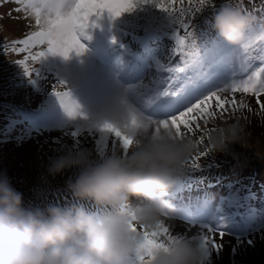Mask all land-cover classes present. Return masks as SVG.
<instances>
[{
    "label": "rangeland",
    "instance_id": "obj_1",
    "mask_svg": "<svg viewBox=\"0 0 264 264\" xmlns=\"http://www.w3.org/2000/svg\"><path fill=\"white\" fill-rule=\"evenodd\" d=\"M161 2L166 3L167 0H153L154 4ZM221 3L222 0H212V7H207L193 18L192 36L186 37L187 46L180 52L176 44V35H181L179 26L174 23L172 16L151 3L142 4L119 17H111L104 12L99 18H91L95 25L80 35L81 43L85 46L83 54L71 53L65 58L46 52L39 61H27L29 68L34 69L31 75H27L24 66L17 63L27 53L13 52L11 42L35 30L34 18L26 19L24 13L14 11L17 7L15 3L0 4V173L6 172L14 188L19 184L22 186L20 192L23 194L24 207H44L49 203L61 206L78 203L91 207L90 202L74 199L66 188L65 181L74 170L69 169L52 177L47 174L46 166L49 157L60 154L58 150L66 147L88 148L100 156L96 139L102 134L94 125L105 120L112 122L110 118L115 115L127 116L129 106L146 115L163 118L166 113L155 116L158 110L153 104V98L157 93L179 88L188 78L210 77L211 83L201 88L203 92L214 83H223L234 75H243L242 70L248 64L253 68L261 66L262 62L255 57L264 46V41L256 39L264 34V0H242V9L256 17V22L249 30L252 43L247 52L242 48L230 50L211 31L208 21ZM235 3L241 7V0H235ZM206 38L213 41L207 48L202 46ZM46 49L47 46L42 45L33 49V52ZM189 52L205 58L201 66L193 67ZM225 54L232 57L230 62L223 59ZM60 81L64 82L80 105L82 117L70 119L53 95V90L65 91ZM223 95L232 97L231 93ZM235 99L238 103L243 100L251 111L239 107L233 110L228 105V111L223 116L218 114L207 124L198 121L199 129L193 125V131L187 132L181 126V131L186 135L189 133L199 141L201 136L204 137L203 142H200V151L192 157L207 152L211 147L207 143L206 133L215 129L213 121L219 124L223 120L239 118L245 127L251 128V124H256L264 116L256 97L236 93ZM259 99L264 103V95ZM73 131L81 133L76 140L71 135ZM89 132L93 135H89ZM251 140L246 141L248 143ZM112 141L113 137L109 136L105 154L123 152L118 143L113 147ZM260 151H256V154L264 155ZM235 152V145L230 154L212 155L208 152L206 157L201 156L199 159L200 167L195 168V174L188 175H202L209 170L222 174L223 167L231 164L224 172V182L231 183L233 189H242L245 194L251 192L254 196L257 186L253 184L264 182L263 155L256 156L255 161L245 162ZM9 164L12 170L7 167ZM235 168L241 175H238ZM60 178L62 182L57 181ZM177 184L182 186L179 182ZM217 186L223 188V184ZM253 189L256 190L254 193ZM173 190L171 199L177 215L165 218V226L169 227L173 235H200V225L203 224L189 222L184 218L187 207L183 203H191V192L183 191L185 189L179 186ZM221 190L212 188L214 193H220ZM196 198L200 200L197 195ZM215 199L220 204L218 215L213 219H205L213 226L217 220L225 217L222 208H226L223 199L217 196ZM228 207L231 208L230 204ZM230 224L233 226V223ZM223 231V237L219 232L214 233L215 242L221 244L222 248L211 250L206 264H264V231L245 234L224 228Z\"/></svg>",
    "mask_w": 264,
    "mask_h": 264
},
{
    "label": "clouds",
    "instance_id": "obj_2",
    "mask_svg": "<svg viewBox=\"0 0 264 264\" xmlns=\"http://www.w3.org/2000/svg\"><path fill=\"white\" fill-rule=\"evenodd\" d=\"M255 22L235 0H222L208 21L230 50L248 42ZM110 119L122 129L128 123L124 115ZM212 123L215 129L206 135L214 155L245 146L248 134L239 118ZM58 151L48 159L47 174L74 170L66 188L91 207L49 203L26 208L23 194L6 172L0 173V264H137L139 229H157L177 215L171 193L187 161L200 151V142L191 135L177 136L171 128L155 133L141 127L126 153L97 156L83 147ZM193 237L177 234L165 248L153 251L148 264H206L200 240Z\"/></svg>",
    "mask_w": 264,
    "mask_h": 264
},
{
    "label": "snow or ice",
    "instance_id": "obj_3",
    "mask_svg": "<svg viewBox=\"0 0 264 264\" xmlns=\"http://www.w3.org/2000/svg\"><path fill=\"white\" fill-rule=\"evenodd\" d=\"M12 2L17 5L16 12L24 13L25 18H34V29L25 34L24 38L11 42V50L17 53H27L24 59L17 61L24 66L25 73L31 75L34 69H30L27 61H39L46 52L52 55H60L68 58L71 53L77 55L83 54L85 46L81 43L80 35H83L85 29L95 25L91 18H99L104 12L111 17H119L125 12H131L136 7L151 3L154 7L167 12L174 18V23L184 32V35H176L177 51H182L186 45V37L192 36L188 31L192 27L193 18L207 7H212V0H167L166 3H153V0H0V4ZM241 8H243L241 0ZM256 39L264 41V34ZM213 43L212 39H205L202 46L207 48ZM252 41L249 40L242 50L247 52ZM46 45V51L33 52L38 46ZM188 56L193 67L202 65L204 57L197 53L189 52ZM262 63L261 66L253 68L248 64L242 71L243 75L233 76L223 83H214L208 90L201 92L204 85L211 83L210 77L188 78L187 82L179 88H172L157 93L153 98L154 106L166 115L163 118L154 117L151 114L138 112L130 106L127 107L128 123L124 129L118 127L111 121L105 120L98 125H94L101 133L97 139V150L101 156L105 154L108 147L109 136L113 137V147L119 144L123 152H127L133 143V137L138 128H151L155 133L163 129L175 131L177 136L185 135L181 131V126L187 132L193 131V125L196 129L200 128L198 121L207 124L210 120L216 118L219 114L223 116L228 111L226 106L231 105L233 110L247 108L250 106L241 100L239 103L235 99L236 93H243L257 98L260 109L264 111V103L260 102V97L264 95V49L257 54ZM223 59L230 62L232 57L225 54ZM210 67V65H209ZM64 86V82H59ZM64 112L70 119L75 120L82 117L80 105L73 98L72 93L65 87V91H52ZM224 93H231L232 97L224 96ZM176 101V103H172ZM84 119H87L84 117ZM74 140L78 139L81 133L73 131L71 133ZM89 135L93 133L89 132ZM204 137H200L199 142H203ZM207 152L199 153L191 157V168H199L198 162L201 156H206ZM133 231H137L135 225H131ZM223 218H220L218 224L200 225L201 234L193 238H199L200 247L205 258L211 250H219L221 244L215 242L214 233L219 232L223 237L225 234ZM142 238L138 245L137 264H148L153 251L165 248L167 244L176 238L170 232L169 227L164 222L158 225L157 229L149 231L146 228L139 229Z\"/></svg>",
    "mask_w": 264,
    "mask_h": 264
},
{
    "label": "trees",
    "instance_id": "obj_4",
    "mask_svg": "<svg viewBox=\"0 0 264 264\" xmlns=\"http://www.w3.org/2000/svg\"><path fill=\"white\" fill-rule=\"evenodd\" d=\"M262 49H264V46ZM255 123L256 124H251V128H248L246 126V132L248 134L247 139L250 140V138H252L251 142L247 143L246 141V143L248 144L247 146L246 144L245 146H241L239 144L235 145L237 151L235 153L241 156L243 161L245 162L252 160L255 161L256 156L263 155L256 154V151L261 150L260 152H264V116ZM187 135L190 134L188 133ZM258 146H260L261 148H258ZM208 152H210L212 155L214 154L211 151V147L208 148L207 153ZM262 159H264V155ZM206 165L207 164H204L203 166ZM229 165L231 164L223 167L224 172L227 170V167ZM7 167L9 168V170L11 169L10 164ZM235 170L238 172V175H241L237 168H235ZM22 171H24V169H22ZM224 172L222 174H219L217 173V171L209 170L207 173H204L202 175L191 176L195 174V168H191L190 159L187 161L183 175L177 178L178 182L182 184V186L178 185V182L175 185V187L179 186L181 189H185L183 191L191 192V203H183V206L187 205V208L185 210L186 216H184V218H186L187 221L199 223H204L206 221L205 219L216 218V216L218 215L217 208L218 205H220L217 202L218 200L215 199V196H217L223 199L226 206V208H224L221 205V207H223L222 209L225 215V217L223 216L225 224L224 229H227L229 231H236L239 234H245L248 232L258 233L264 231V182L253 184L254 186H257V199L256 195H251V192L245 194V190L242 192V189H233L231 183L227 184L226 182H224ZM237 172L235 174H237ZM61 179L62 178L57 181L62 182ZM222 184L223 188L217 186ZM216 187L222 189L220 193L212 192V188ZM15 189L20 192V190H22V186H20L19 184V186H16ZM256 190L253 189V193ZM173 192L174 190L172 191L171 196ZM190 192L186 193L189 194ZM196 195L199 196L200 200L196 198ZM229 204L231 208L228 207ZM192 207L194 211L192 210ZM206 216L208 217L206 218ZM219 221L220 219L217 220L216 223L218 224ZM230 223H233V226H231Z\"/></svg>",
    "mask_w": 264,
    "mask_h": 264
},
{
    "label": "bare ground",
    "instance_id": "obj_5",
    "mask_svg": "<svg viewBox=\"0 0 264 264\" xmlns=\"http://www.w3.org/2000/svg\"><path fill=\"white\" fill-rule=\"evenodd\" d=\"M153 12V11H152ZM107 14V13H106ZM121 18H123V17H121ZM119 19V18H118ZM117 19V20H118ZM107 22V21H106ZM123 22V21H122ZM124 23V22H123ZM128 23V22H127ZM122 25V24H121ZM105 26V25H104ZM128 29V28H127ZM90 88H92V86H90ZM104 107H107V109H108V106L107 105H104ZM233 206V205H232ZM233 211V210H232ZM233 213V212H232ZM243 215V214H242ZM230 225V224H229ZM238 225V224H237ZM243 226V225H242ZM244 230V229H243Z\"/></svg>",
    "mask_w": 264,
    "mask_h": 264
},
{
    "label": "water",
    "instance_id": "obj_6",
    "mask_svg": "<svg viewBox=\"0 0 264 264\" xmlns=\"http://www.w3.org/2000/svg\"><path fill=\"white\" fill-rule=\"evenodd\" d=\"M192 23H193V21H192ZM191 30H192V27L190 29H188V31H190V32H191ZM180 32H181V35H184V32L181 29H180Z\"/></svg>",
    "mask_w": 264,
    "mask_h": 264
}]
</instances>
